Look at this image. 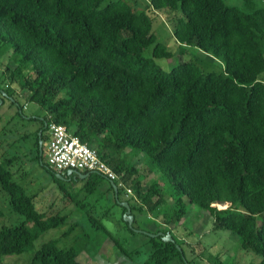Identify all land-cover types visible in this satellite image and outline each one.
<instances>
[{
    "label": "trees",
    "instance_id": "1",
    "mask_svg": "<svg viewBox=\"0 0 264 264\" xmlns=\"http://www.w3.org/2000/svg\"><path fill=\"white\" fill-rule=\"evenodd\" d=\"M241 1L239 8L223 0H149L146 8L133 9L127 0H0V58L11 52L1 83L25 91L45 112L37 131L41 166L60 183L38 144L51 123L96 149L132 196L120 199L117 188L116 200L111 183L97 173L81 180L82 190L91 195L106 182L115 204L128 203L133 223L135 212L148 213L159 220L158 232L173 239L148 237L152 252L143 264H192L170 229L180 224L187 204L208 212L214 230L236 235L240 248L264 264V0ZM148 10L178 14L171 25L181 51L195 48L221 62L223 72L204 74L192 62L166 72L146 58L150 47L153 58L171 57L156 41ZM6 99L23 112L16 93L0 86V108ZM126 150L144 157L142 171L125 158ZM11 163H0V189L24 221L0 228V264L32 249L67 217L36 210L34 196L12 180ZM142 173L157 178L145 184ZM64 193L94 230L130 256L91 209ZM77 227L71 224L62 236ZM83 251L49 240L28 264H80Z\"/></svg>",
    "mask_w": 264,
    "mask_h": 264
},
{
    "label": "rangeland",
    "instance_id": "2",
    "mask_svg": "<svg viewBox=\"0 0 264 264\" xmlns=\"http://www.w3.org/2000/svg\"><path fill=\"white\" fill-rule=\"evenodd\" d=\"M127 1L133 9H144L149 0ZM223 2L227 6L243 7L241 0H223ZM255 5L261 7L263 3L258 1ZM148 14L152 18V32L156 41L167 47L171 57L153 58L152 47H150L144 52L146 58H151L166 72L183 62L194 63L204 74L223 72L221 62L207 54L192 47L181 51L182 48L173 39L171 25L172 21L179 17L178 14L151 10H148ZM10 57L11 52L8 51L0 58V86L2 89L16 93L17 102L23 105V112L20 114L17 105L11 104V101L7 99L0 108V163L8 159L12 160L9 167L12 180L20 184L27 195L34 196L33 203L36 210L47 214L60 212L67 217L64 226L43 233L33 243L32 249L18 256H7L2 264H28L34 252L42 244L54 239L58 240L60 248L82 246L84 251L77 258L80 264H143L152 252L148 235L158 233L159 220L148 213L135 212V222L132 224L133 232H131L123 221L121 207L115 204L114 197L106 192V182L93 194L87 195L82 190L81 180L69 182L59 179L60 183H57L52 179L50 172L41 166L37 158V141L40 133L37 131L41 128L40 120L45 115L44 110L30 103L29 95L25 91L16 90L15 86L8 85L6 82L1 83ZM259 78L264 81V73ZM41 143L44 151L43 160H45L46 139H43ZM38 144L40 146V142ZM124 156L135 168L141 171L145 168V159L142 155L132 156L126 150ZM142 175V181L145 184L157 178L155 173H142ZM64 192L82 201L85 209H91L94 217L100 220L103 227L119 241L121 247L130 256H124L120 250H116L113 242L105 238L103 230H94L85 217L84 211L70 202L64 196ZM122 192L120 199H127L123 190ZM216 208L223 209L225 206L217 205ZM23 221V216L11 210L7 194L0 189V228L17 226ZM212 222L213 219L208 212L187 204L186 213L180 224L170 227L172 235L182 243L187 260H190L192 264H261L260 257L240 248L236 235L224 230H214ZM73 223H77L78 227L70 235L62 236Z\"/></svg>",
    "mask_w": 264,
    "mask_h": 264
},
{
    "label": "built area",
    "instance_id": "3",
    "mask_svg": "<svg viewBox=\"0 0 264 264\" xmlns=\"http://www.w3.org/2000/svg\"><path fill=\"white\" fill-rule=\"evenodd\" d=\"M47 136L45 157L51 169L61 175H67L69 171L97 173L108 182H118L117 188L123 190L126 197L132 196V191L124 186L119 175L98 155L96 149L82 143L63 125L49 124Z\"/></svg>",
    "mask_w": 264,
    "mask_h": 264
},
{
    "label": "water",
    "instance_id": "4",
    "mask_svg": "<svg viewBox=\"0 0 264 264\" xmlns=\"http://www.w3.org/2000/svg\"><path fill=\"white\" fill-rule=\"evenodd\" d=\"M2 102L0 101V104H1ZM45 127H47L46 126V124H45ZM40 135H41V132L39 133V137H40ZM40 142V147H41V145H42V143H41V141H39ZM67 175L68 176H72V179L73 180H76V178H78L79 180H84V179H86V177L88 176V174L86 173V174H83V173H79V172H75V171H69L68 173H67ZM56 178L57 179H61V180H63L64 178L62 177V175L61 174H59V173H57L56 175ZM111 183V185H112V188H113V191H114V193H115V199L117 200V187H116V185L115 184H113L112 182H110ZM118 202V204L120 205V206H122L126 211H125V213H124V215H123V221L125 222V223H127V225H128V227H131L132 226V223H133V216L131 215V211H130V208H129V206H128V203L127 202H125V201H117ZM136 232H140V231H138V230H136ZM149 237H152V238H154V237H156V236H160L161 237V239H162V241L163 242H165V243H171V242H173V239H172V237H171V235L169 234V233H166V234H164L163 235V233H161V232H158L157 234H155V235H148ZM179 249V248H178Z\"/></svg>",
    "mask_w": 264,
    "mask_h": 264
},
{
    "label": "crops",
    "instance_id": "5",
    "mask_svg": "<svg viewBox=\"0 0 264 264\" xmlns=\"http://www.w3.org/2000/svg\"><path fill=\"white\" fill-rule=\"evenodd\" d=\"M45 136L47 137L46 139L48 140L47 131L45 132ZM47 140H46V145H47ZM45 149H46V147H45Z\"/></svg>",
    "mask_w": 264,
    "mask_h": 264
},
{
    "label": "flooded vegetation",
    "instance_id": "6",
    "mask_svg": "<svg viewBox=\"0 0 264 264\" xmlns=\"http://www.w3.org/2000/svg\"><path fill=\"white\" fill-rule=\"evenodd\" d=\"M40 122H41V120H40ZM42 124V123H41ZM43 127H44V129H46V127H45V123H43ZM46 132V131H45Z\"/></svg>",
    "mask_w": 264,
    "mask_h": 264
}]
</instances>
